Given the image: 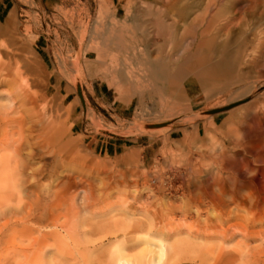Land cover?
I'll return each mask as SVG.
<instances>
[{
  "label": "rangeland",
  "instance_id": "rangeland-1",
  "mask_svg": "<svg viewBox=\"0 0 264 264\" xmlns=\"http://www.w3.org/2000/svg\"><path fill=\"white\" fill-rule=\"evenodd\" d=\"M202 3L10 0L11 11L0 14V264H264L257 196L221 209L200 198L211 174L226 180L251 160L230 145L235 135L222 134L249 101L232 114L178 121L264 80L257 43L246 44L241 60L228 58L241 84L215 82L198 67L221 57L197 49L205 25L197 34L182 25L180 10L194 8L195 18ZM216 41L223 44L222 34ZM154 60L157 69L137 78ZM176 67L185 83L203 74L207 88L173 90ZM130 84L133 93H121Z\"/></svg>",
  "mask_w": 264,
  "mask_h": 264
},
{
  "label": "bare ground",
  "instance_id": "bare-ground-1",
  "mask_svg": "<svg viewBox=\"0 0 264 264\" xmlns=\"http://www.w3.org/2000/svg\"><path fill=\"white\" fill-rule=\"evenodd\" d=\"M240 1L244 3V7L239 6L238 8V4ZM202 4H204V6H202L204 7L203 10H201L203 11V14L200 16H196L195 18L191 17L192 14L190 10L194 8L198 9L197 7L199 6V2L193 3L194 8L191 7L190 10L188 9L190 7L182 8V10H180L181 15L185 16V19L182 21V25L184 27L185 25H187L190 30H193L192 32H195V34H197V31L201 29L202 25H205L204 29L200 33L201 42L197 46V49L204 48L208 52L212 51V54L219 53L221 57L215 63H212L211 59L208 58L200 60V62L197 63L198 67L201 70H203L204 68L207 69V74H210L212 80L215 82L222 80V82H224L225 84L234 82L241 84L244 81L243 75H239L237 77V66L229 63L228 58L229 56L232 57L233 55L235 60L239 59L240 57H244V55H246V44L249 46L253 43H257V47L253 48L252 53H255L257 57L264 55V52L261 48L262 46H264V0H204V3ZM189 17H191L190 20L188 19ZM219 22L221 23L219 29L220 32H216L217 34H214V36L212 35V32H214V28H216L215 24ZM248 27H251V29L247 31ZM234 29H237V31H234ZM218 34H222L224 39L223 44L217 43L216 40ZM249 37H252L254 40H252L251 42V39L249 40ZM228 40H231V44L227 42ZM230 45L235 46L236 52H233V54L229 53ZM199 53L201 52L195 51L194 56L198 57V55H200ZM175 74V77L170 80V84H172L171 87L173 90H179L181 88H187L185 90H192L193 86L199 87L202 91L207 88L208 80L203 79V74H200V76L192 79L191 81H187L186 83L185 78L178 67H176L175 69ZM244 86L242 85V87L238 88V90L230 96V99H228V102L225 105H222L212 111L201 112L199 114H194L186 119L178 120L179 122L184 124L188 121L193 122L199 118H212L229 111L231 112L232 110L237 109L240 105L242 106L244 104L243 106H245V104H247L249 101L248 105H246L242 109H239L233 115L235 118L234 124H236H233L234 128L225 131V133H222L221 130L220 131L224 135V137H226V140H229L231 138L229 137L231 134L235 135L236 139L234 142H230V145H233L234 148H239L241 153H248L251 157V160H247V164L241 171L237 173L235 172V174L229 173V177H227L226 180L220 179V176H217V178L213 177V175L211 174L209 176V179L204 182L202 187H200L202 188L200 198L206 200V203L211 204V206L220 209L226 207L229 204L246 205V203L251 200L253 195L257 196L256 198H254L257 201V206L259 205V203L264 204V98L260 96L262 91H264V80L256 83L252 87ZM243 97H246L247 101H240V99ZM183 100L194 101V97L180 96L178 99V101ZM152 109H154V107H152ZM233 112H231V114ZM43 131H45V134L48 137H52V139L57 137L58 134L57 129H55L48 123L44 125ZM215 132L217 133V131ZM208 134L210 135V133ZM186 137L188 138V136ZM257 152H259V154H257ZM221 165L224 166L223 168L225 169H230L229 162L226 160L221 161ZM194 188L197 189L198 186H195Z\"/></svg>",
  "mask_w": 264,
  "mask_h": 264
},
{
  "label": "crops",
  "instance_id": "crops-1",
  "mask_svg": "<svg viewBox=\"0 0 264 264\" xmlns=\"http://www.w3.org/2000/svg\"><path fill=\"white\" fill-rule=\"evenodd\" d=\"M33 1L37 6H44V5L52 2L53 0H33ZM9 4H10V0H0V14L1 15L7 14L11 11L12 5H9ZM112 4H114L113 1H112ZM128 18H129V21L131 22V24H134V18L132 20H130V16ZM137 24H138V26H137L136 31L138 32L139 36L143 37L144 36L143 29L146 26V21H143V22L137 23ZM140 46H141L140 41L138 39H136L133 42V48L137 49ZM154 62H155V60L153 62H145V64L142 67L138 68V70H137L138 75L136 77L137 78H145L146 74L155 71L157 68L153 65ZM130 78L131 77H129V76H124L121 74V79L124 81V84H128ZM124 88H125V90H122L123 88H121V93L129 94V95L133 93V90H131V88H132L131 84L129 86L124 87ZM127 91H129V92H127Z\"/></svg>",
  "mask_w": 264,
  "mask_h": 264
}]
</instances>
